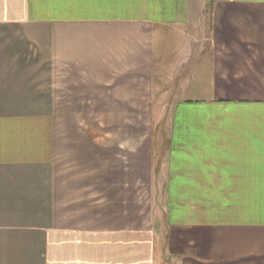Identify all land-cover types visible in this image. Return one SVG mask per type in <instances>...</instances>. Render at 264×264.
<instances>
[{
    "label": "crops",
    "instance_id": "crops-1",
    "mask_svg": "<svg viewBox=\"0 0 264 264\" xmlns=\"http://www.w3.org/2000/svg\"><path fill=\"white\" fill-rule=\"evenodd\" d=\"M206 2L0 0V264H264V0Z\"/></svg>",
    "mask_w": 264,
    "mask_h": 264
},
{
    "label": "rangeland",
    "instance_id": "rangeland-1",
    "mask_svg": "<svg viewBox=\"0 0 264 264\" xmlns=\"http://www.w3.org/2000/svg\"><path fill=\"white\" fill-rule=\"evenodd\" d=\"M213 1L214 0H209V2L205 3L206 6H205L204 13H212ZM201 4L203 5V2ZM163 117H164V115H159V114L158 115H156V114H153V115L145 114L143 116V118H144L143 120L145 122V127H144L145 128V137H150V138L162 137V144H163L164 140L166 143L165 137L161 135L163 130L154 129V127L158 122H161V123L163 122L162 120H159V118L161 119ZM124 120L128 121V122L131 121L130 117H128V118L124 117ZM150 126H151V128H150ZM119 133L123 135V130L119 131ZM153 135H157V136H153ZM113 138H114V136H113ZM119 138H121V137H119ZM164 147H165V144L163 147L161 146V150H163L162 148H164ZM160 196H164V195H157V197L155 198L157 200L158 204L160 202V200H158V199H160ZM224 196L225 197L224 198L221 197L222 199L220 200V203L223 204L222 208H224V210L218 209L216 211H213V213L216 214V220L215 221H221L219 215H223L224 221H228V222L241 221V217H243L242 214L245 211V208H244L245 206L242 203V200L246 201L247 195H245V194H234V195H224ZM259 197H263V195H256V207H255L256 219H255V222H262L263 221L264 204H263V201H260L258 199ZM225 204L227 205V207H225ZM234 207H235V209H234ZM219 211H221V213H219ZM160 232L161 233L163 232V226H161ZM162 244H163V239L161 238V245ZM179 258H180L179 256L175 257L174 260H172V259L167 260V258H166L163 264H178Z\"/></svg>",
    "mask_w": 264,
    "mask_h": 264
}]
</instances>
